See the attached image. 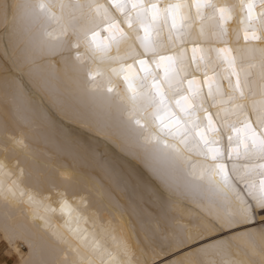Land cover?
<instances>
[{"label": "snow or ice", "instance_id": "6c2138e0", "mask_svg": "<svg viewBox=\"0 0 264 264\" xmlns=\"http://www.w3.org/2000/svg\"><path fill=\"white\" fill-rule=\"evenodd\" d=\"M0 264H264V0H0Z\"/></svg>", "mask_w": 264, "mask_h": 264}]
</instances>
